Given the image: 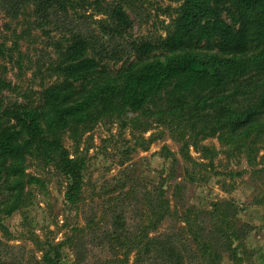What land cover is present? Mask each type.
Instances as JSON below:
<instances>
[{"label":"rangeland","instance_id":"374dc122","mask_svg":"<svg viewBox=\"0 0 264 264\" xmlns=\"http://www.w3.org/2000/svg\"><path fill=\"white\" fill-rule=\"evenodd\" d=\"M61 2L68 22L108 44V8L121 4L133 23L119 40L126 47L165 37L184 0ZM224 9L223 18L232 23L227 14L232 7ZM70 35L56 22L40 28L26 0H0V134L18 133L22 145L31 123L38 126L39 120L44 150L39 155L37 143L24 156H0V264H45L44 253L73 230L86 228L89 219L94 230L86 237L87 258L78 262L67 246L59 264H163L155 250L136 261L145 235L171 236L187 257L185 264H235L220 232L209 235V253L201 254L185 219L189 210L201 212L199 224L209 232L213 226L231 232L234 225L240 234L248 231L245 225L252 231L264 227V42L254 39L245 55L219 52L217 39L193 43L175 54L155 52L145 61L124 56L71 78L65 73ZM188 55L217 71L221 85L181 103L169 100L166 89L138 112L122 105L117 92L126 75ZM89 96L96 97L93 108L67 127L55 125L56 110ZM250 119L259 124L235 134L238 123ZM68 169L79 172L75 205L65 197ZM123 213L141 244L116 241L114 215ZM189 243L200 260L188 258ZM245 249V264H255L254 251L248 244Z\"/></svg>","mask_w":264,"mask_h":264},{"label":"trees","instance_id":"16d2710c","mask_svg":"<svg viewBox=\"0 0 264 264\" xmlns=\"http://www.w3.org/2000/svg\"><path fill=\"white\" fill-rule=\"evenodd\" d=\"M27 4L34 7L35 16L38 18V26L42 29L49 27L56 22L66 29L70 35V45L66 52L67 66L65 73L68 77H83L96 71L104 62H119L125 57L137 56L139 60L145 61L155 52L175 54L186 50L193 43H203L217 39L216 48L223 54L245 55L251 48L255 39L264 42V0H184L178 18L174 22L172 31L165 37L161 36L154 40L132 42L126 47L119 43L125 34L132 28L133 23L121 4H113L108 8V16L112 21L111 25L104 27L109 37V44L102 41L101 37L88 29L83 32L74 22H68L66 7L61 0H26ZM227 5L232 7L228 11L231 18L229 23L223 18V11ZM125 56V57H124ZM220 74L211 70L204 63L197 60L195 56H180L171 58L164 62L148 63L141 68L126 75L121 88H118V98L124 107L138 112L145 109L149 102L161 92L167 91V98L174 102H184L191 98L215 90L221 85ZM53 95H50L52 97ZM105 96V95H103ZM101 104H107V100L101 97ZM96 97L89 96L83 102L55 111V125L67 127L68 121L75 119L94 107ZM40 122L38 126L34 122L30 125V137L19 145L18 133L0 134V156L19 155L24 156L30 148L39 143ZM256 121H241L235 130L240 134L246 128L257 125ZM41 143L38 144V154L43 153ZM73 163V162H72ZM68 177L71 183L66 192V200L75 205L79 201L81 185L79 172L68 169ZM226 207L232 205L225 204ZM222 205H216L218 210ZM189 216L185 221L192 236L198 242L201 254L209 253L212 245V238L217 232L221 233V241L230 253V258L235 264H245V240L251 233L250 225H245L248 231L240 234L233 225L232 231L220 230L213 226L210 232L199 224L202 213L192 210L188 211ZM192 213L195 215L191 218ZM213 217L214 213H207ZM112 224L113 234L119 246H130L141 244V241L132 237L129 233V225L125 213L115 214ZM213 229H215L214 232ZM93 221H87L84 229H75L71 236H68L63 243L56 244L50 251L43 255L45 264H59L62 259L64 247H71L78 262H83L86 257V237L93 231ZM105 234V236H107ZM119 237V238H118ZM145 245L140 248L136 261L139 263L144 254L148 255L154 250L160 254L163 264H185L187 257L175 244L171 236L165 239L150 238L145 235ZM190 249L188 258L193 261L200 260L189 243ZM188 246V247H189ZM170 247V248H169ZM130 247L129 252H132ZM54 254H53V253ZM246 252V253H245ZM246 254V255H247ZM191 255V256H190ZM202 264V262H199Z\"/></svg>","mask_w":264,"mask_h":264},{"label":"crops","instance_id":"0c3cea01","mask_svg":"<svg viewBox=\"0 0 264 264\" xmlns=\"http://www.w3.org/2000/svg\"><path fill=\"white\" fill-rule=\"evenodd\" d=\"M250 235L245 244H248L249 249L254 251L255 264H264V227L259 229L255 227V230Z\"/></svg>","mask_w":264,"mask_h":264}]
</instances>
